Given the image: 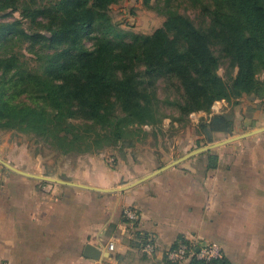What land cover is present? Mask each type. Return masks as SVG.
Here are the masks:
<instances>
[{
	"label": "crops",
	"instance_id": "0c3cea01",
	"mask_svg": "<svg viewBox=\"0 0 264 264\" xmlns=\"http://www.w3.org/2000/svg\"><path fill=\"white\" fill-rule=\"evenodd\" d=\"M238 101L223 112L231 134L214 143L264 128V99ZM202 147L163 158L149 149L126 157L114 151L110 160L107 149L70 157L58 173L7 160L91 188L27 177L0 163V264H171L165 252L180 240L218 244L227 264H264V131L134 184ZM129 208L138 214L134 224L125 217ZM146 238L156 243L153 255L142 251Z\"/></svg>",
	"mask_w": 264,
	"mask_h": 264
},
{
	"label": "trees",
	"instance_id": "16d2710c",
	"mask_svg": "<svg viewBox=\"0 0 264 264\" xmlns=\"http://www.w3.org/2000/svg\"><path fill=\"white\" fill-rule=\"evenodd\" d=\"M118 1L57 0L53 6L43 9L24 8L23 12L31 11L25 16L32 19L55 14L53 22L57 25L49 36L29 34L19 21L0 23V44L15 37H41L50 39L55 49L42 56L41 73L23 69L13 56L0 59L5 76L11 74L12 81L35 85L44 93L42 98L50 107L46 110L11 105L4 98L6 84L0 83V128L41 136L63 153L81 154L100 150L122 137L114 119L121 120L106 109L100 100L102 94L114 95L123 104L125 119L139 122L153 117L148 106L151 91L141 86L161 76L175 75L180 79L185 89V109L190 112L210 113L215 101L237 103L243 95L264 98V78L257 75H264V0H211L238 68L232 83L218 75V57L206 35L189 19L169 11L163 27L152 34L129 33L116 28L106 13ZM143 1L145 5L150 2ZM13 4L14 0H0V11ZM90 33H97L96 53L83 43ZM138 64L144 66V75L150 82L138 79L134 73ZM117 70L121 71L120 77L116 75ZM57 79L62 83L57 84ZM78 103L93 123L105 128L104 133L92 132L88 126L71 121L78 112ZM207 125L211 133L231 134L232 124L225 114L210 115ZM215 263L227 264L224 257ZM189 264L209 263L192 257Z\"/></svg>",
	"mask_w": 264,
	"mask_h": 264
},
{
	"label": "rangeland",
	"instance_id": "374dc122",
	"mask_svg": "<svg viewBox=\"0 0 264 264\" xmlns=\"http://www.w3.org/2000/svg\"><path fill=\"white\" fill-rule=\"evenodd\" d=\"M57 0H14L13 7L0 11V23L19 21L20 26L29 34L50 35V31L56 28L57 23L53 22L54 13L38 16L35 19L27 18L23 9H43L51 7ZM169 11H176L189 19L202 33H204L210 43L213 53L219 59L217 67L218 75L227 83H232V79L237 74V66L233 60L231 49L221 30V25L216 20V7L211 0H150L148 5L143 0H119L106 9L113 25L123 31L142 35H150L158 28L163 27ZM222 21V19L220 18ZM173 38L174 35L170 34ZM84 46L96 53L97 33H90L83 39ZM60 47L66 44H59ZM50 39H30L27 37H15L3 40L0 44V59L15 57L19 65L31 72H42V56L54 52ZM144 66L138 64L134 68L138 79L149 78L144 75ZM116 75L121 76V71L117 70ZM259 78H264L262 73L257 74ZM11 74L5 76L3 68H0V83H5V100L14 106L34 107L50 110V107L43 100V92L35 85L23 84L12 81ZM17 80V79H16ZM57 84L62 80L57 79ZM151 84L145 83L141 87L149 88L151 98L148 106L152 110L153 117L146 122L125 119L127 113L123 109V104L114 96L102 94L100 100L104 102L109 111L113 112L115 118L121 121L117 123L122 137L117 141L109 143L100 150L91 152L63 153L50 143L49 140L41 136L27 134L17 129L0 128V157L7 161L9 158L25 167L41 169L45 167L48 172H59V168L70 157L79 155L99 154L103 150H109L110 157L114 151L121 153V156L128 152L136 156L137 150L149 149L158 157L176 153L179 149L195 148L211 145L214 139L218 138V133H211L207 125L210 115L223 114L229 107H235L240 101L227 102L225 100L215 101L210 108V113L204 110L188 111L185 109V89L178 77L175 75L161 76ZM263 100V97L255 95H243L241 98ZM253 102V101H252ZM260 102V101H259ZM254 103H257L254 101ZM78 112L71 119L74 124L88 126L92 132L104 133L105 128L93 123L89 119L86 109L78 103ZM124 119V120H122ZM204 127V128H203ZM107 129V128H106ZM217 142V141H216ZM27 149L28 154L24 153ZM125 149L127 150L125 152ZM1 165V164H0ZM182 264V263H180Z\"/></svg>",
	"mask_w": 264,
	"mask_h": 264
},
{
	"label": "built area",
	"instance_id": "2783aa9c",
	"mask_svg": "<svg viewBox=\"0 0 264 264\" xmlns=\"http://www.w3.org/2000/svg\"><path fill=\"white\" fill-rule=\"evenodd\" d=\"M125 217L128 223L134 224L138 220V214L135 209L129 208L125 211ZM110 250H114V243H110ZM157 250L156 243L149 238L142 242V251L146 255H153ZM192 257L204 260L209 264H216L215 262L223 257L221 247L216 243L211 242H192L188 243L180 241L173 248L165 252V259L171 264H180L188 261Z\"/></svg>",
	"mask_w": 264,
	"mask_h": 264
},
{
	"label": "water",
	"instance_id": "95a60500",
	"mask_svg": "<svg viewBox=\"0 0 264 264\" xmlns=\"http://www.w3.org/2000/svg\"><path fill=\"white\" fill-rule=\"evenodd\" d=\"M264 131V128H260V129H257V130H254L252 132H249V133H244V134H241V135H238V136H235V137H231V138H228V139H225V140H222V141H219V142H216L212 145H209V146H204L202 148H199L197 150H194L190 153H188L187 155L179 158L178 160L172 162L171 164L165 166V167H162L161 169L157 170L155 173H152L146 177H143L141 179H139L136 183L134 184H137V183H141L142 181H145L146 179H148L149 177L153 176L154 174L162 171L163 169H166L168 167H171L173 165H176L178 163H181L182 161L194 156V155H197L199 153H202V152H205V151H208L210 150L211 148L213 147H218V146H222V145H225V144H228V143H231L233 141H237V140H240V139H243V138H246V137H249L251 135H254L256 133H261ZM0 163L2 165H4L5 167H7L8 169L14 171L15 173H18V174H21V175H24V176H27V177H34L36 179H40V180H46V181H52V182H55V183H61V184H71V185H75V186H79V187H84V188H91L89 186H85V185H79V184H75V183H71V182H67V181H64V180H61V179H57V178H52V177H48V176H43V175H36V174H32V173H28V172H25L23 170H20L16 167H14L13 165H11L10 163H8L7 161L3 160L1 157H0ZM131 186L133 185H129V186H125V187H122L118 190H124V189H128L130 188ZM104 191H114V190H117V189H102ZM89 250H91V247L89 246L88 247Z\"/></svg>",
	"mask_w": 264,
	"mask_h": 264
}]
</instances>
